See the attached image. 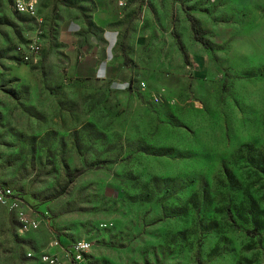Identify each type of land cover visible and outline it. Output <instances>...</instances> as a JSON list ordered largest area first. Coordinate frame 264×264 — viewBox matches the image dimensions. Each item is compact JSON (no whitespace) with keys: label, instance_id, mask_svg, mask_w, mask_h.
<instances>
[{"label":"rangeland","instance_id":"1","mask_svg":"<svg viewBox=\"0 0 264 264\" xmlns=\"http://www.w3.org/2000/svg\"><path fill=\"white\" fill-rule=\"evenodd\" d=\"M108 2L122 84L66 72L54 9L0 0V182L41 217L0 206V264L54 238L90 242L77 264H264V0Z\"/></svg>","mask_w":264,"mask_h":264},{"label":"crops","instance_id":"2","mask_svg":"<svg viewBox=\"0 0 264 264\" xmlns=\"http://www.w3.org/2000/svg\"><path fill=\"white\" fill-rule=\"evenodd\" d=\"M43 8L49 6V12L54 9V20L57 24L58 39L63 48V63L66 72L76 78L109 80L114 84L124 82L123 66L119 64L116 55V45L119 32L114 28H105L111 23L113 15L109 0H89L92 2L89 22L85 24L86 13L78 0H62L64 4L53 0H40ZM91 22V23H90ZM99 28V36L90 29ZM54 252L57 246L50 245Z\"/></svg>","mask_w":264,"mask_h":264},{"label":"built area","instance_id":"3","mask_svg":"<svg viewBox=\"0 0 264 264\" xmlns=\"http://www.w3.org/2000/svg\"><path fill=\"white\" fill-rule=\"evenodd\" d=\"M9 7L12 11L22 13L34 17L38 22L37 17V0H8ZM36 37L31 39L27 45L30 52L23 56L25 61L35 60L31 58V54L37 52L38 45ZM160 92L152 93L151 100L153 102L161 101ZM0 206H3L14 213L18 224V230L22 233L38 228L41 223V217L37 211H33L25 206L21 196L11 187L0 182ZM49 245L58 247L54 252H43L38 255L37 264H77L84 259V254L90 248V242L84 239L69 242L68 244H59L57 239L50 241Z\"/></svg>","mask_w":264,"mask_h":264},{"label":"trees","instance_id":"4","mask_svg":"<svg viewBox=\"0 0 264 264\" xmlns=\"http://www.w3.org/2000/svg\"><path fill=\"white\" fill-rule=\"evenodd\" d=\"M55 2L56 1H59L60 3L64 4V2L62 0H54ZM190 29L192 31V34H193V38L198 41L203 47L205 48H210V45L207 41L206 38H204L203 36H201L199 33H198V30L197 28L195 27L194 23L192 21H190ZM179 49L181 50V47L179 46ZM81 172V170H76L74 171L70 176H69V180H72L74 177H76L77 175H79ZM62 190L58 191V193H60Z\"/></svg>","mask_w":264,"mask_h":264}]
</instances>
